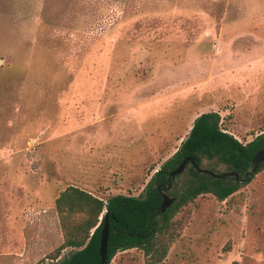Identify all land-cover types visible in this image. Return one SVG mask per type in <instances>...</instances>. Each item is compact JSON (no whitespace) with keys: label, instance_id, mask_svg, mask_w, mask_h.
Here are the masks:
<instances>
[{"label":"rangeland","instance_id":"obj_1","mask_svg":"<svg viewBox=\"0 0 264 264\" xmlns=\"http://www.w3.org/2000/svg\"><path fill=\"white\" fill-rule=\"evenodd\" d=\"M209 112L243 145L264 134V0H0V264L51 262L64 243L61 192L140 196ZM12 153L30 157L24 203L45 207L22 253L8 249L4 219ZM177 218L184 227L161 264H264V169ZM111 264L146 261L132 249Z\"/></svg>","mask_w":264,"mask_h":264},{"label":"trees","instance_id":"obj_2","mask_svg":"<svg viewBox=\"0 0 264 264\" xmlns=\"http://www.w3.org/2000/svg\"><path fill=\"white\" fill-rule=\"evenodd\" d=\"M220 124L219 113L200 115L187 139L152 176L138 197L116 195L103 200L75 186L61 192L55 207L64 243L47 264H101L100 238L106 214L110 232L105 264H111L119 252L132 249L144 253L146 264L163 263L184 227L182 219L177 217L185 207L208 194L224 202L264 169L263 162L244 183L234 177L215 179L199 171H195L193 176V166L188 164L186 170H189L182 185L176 184L181 175L170 181V173L188 157H193L200 168L207 160L212 171L224 165L226 171H236L241 178L245 177V173L252 168L253 156L264 146V134L243 145L233 135L224 132ZM162 192L172 194L175 202L165 213L159 214ZM69 247L77 250L67 259L59 261L61 251Z\"/></svg>","mask_w":264,"mask_h":264},{"label":"crops","instance_id":"obj_3","mask_svg":"<svg viewBox=\"0 0 264 264\" xmlns=\"http://www.w3.org/2000/svg\"><path fill=\"white\" fill-rule=\"evenodd\" d=\"M29 158V156H25L23 154L12 153L5 159L6 168L4 174L5 176H7V183L12 187V191H9V194L8 192L6 193L8 197L10 195V208H7V211H4V213L6 214L4 219H6L7 225L9 227H12L9 234L13 235V240L15 236H17L19 239H22V246L16 249L14 248V246H12V244H14L13 240L9 238L10 241H8V243H10L11 246H8V249L12 251H20L21 253L29 249V243L27 238L25 237V232H27V230L29 229L30 222L32 220H37V222L41 220L42 222H44L45 220V207L43 205L40 206L39 204L38 206L30 207L29 204L24 203V201L28 202L30 188L27 187L29 184L26 180V177L28 176V168L23 166L22 163L29 162ZM7 179H5V181ZM2 183H4L3 180ZM25 184L27 186H25ZM2 216L3 215L1 214V217ZM16 228L17 234L15 233ZM11 231L15 232L11 233Z\"/></svg>","mask_w":264,"mask_h":264},{"label":"water","instance_id":"obj_4","mask_svg":"<svg viewBox=\"0 0 264 264\" xmlns=\"http://www.w3.org/2000/svg\"><path fill=\"white\" fill-rule=\"evenodd\" d=\"M264 162V146L259 149L255 155L253 156V159L251 161L252 164V168L251 170H249L248 172L245 173V177L241 178V175L236 172V171H225L222 173H216L212 170L209 169H204V168H200L196 163L193 157H188L185 160H183L176 169H174L171 173H170V181L172 179H175L177 176L182 175L188 164H191L193 166V169L191 170V173L193 176H195V171H199L200 173L203 174H208L210 176H212L215 179H223V178H228V177H234L237 181L240 182H248L250 180V178L256 173L258 167L260 164H262ZM162 204L159 208L158 213H165L166 210L168 208H170L174 202H175V198L169 196L167 193L162 192ZM109 232H110V225H109V219L108 216L106 214L105 216V223L102 227V231H101V238H100V249H99V254L101 257V264H105L106 259H107V244H108V238H109Z\"/></svg>","mask_w":264,"mask_h":264}]
</instances>
